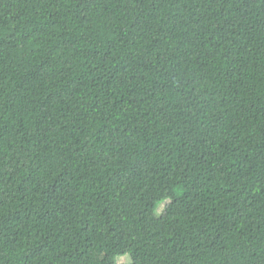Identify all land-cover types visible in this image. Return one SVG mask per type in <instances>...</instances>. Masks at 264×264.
Returning a JSON list of instances; mask_svg holds the SVG:
<instances>
[{
	"label": "trees",
	"instance_id": "16d2710c",
	"mask_svg": "<svg viewBox=\"0 0 264 264\" xmlns=\"http://www.w3.org/2000/svg\"><path fill=\"white\" fill-rule=\"evenodd\" d=\"M0 264H264V0H0Z\"/></svg>",
	"mask_w": 264,
	"mask_h": 264
},
{
	"label": "rangeland",
	"instance_id": "374dc122",
	"mask_svg": "<svg viewBox=\"0 0 264 264\" xmlns=\"http://www.w3.org/2000/svg\"><path fill=\"white\" fill-rule=\"evenodd\" d=\"M163 205H164V201L160 202V203L158 204V206H157L156 211H157V212H160V211L162 210V208H163ZM128 261H129V257L126 256V255H124V256H120V257L117 258V262H118V263H125V262H128Z\"/></svg>",
	"mask_w": 264,
	"mask_h": 264
}]
</instances>
